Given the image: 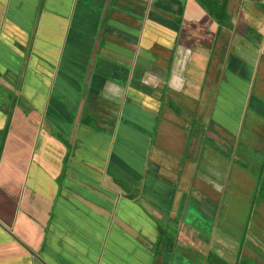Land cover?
Masks as SVG:
<instances>
[{"label": "crops", "instance_id": "1", "mask_svg": "<svg viewBox=\"0 0 264 264\" xmlns=\"http://www.w3.org/2000/svg\"><path fill=\"white\" fill-rule=\"evenodd\" d=\"M251 30L264 0H0V264H259L217 231Z\"/></svg>", "mask_w": 264, "mask_h": 264}, {"label": "rangeland", "instance_id": "2", "mask_svg": "<svg viewBox=\"0 0 264 264\" xmlns=\"http://www.w3.org/2000/svg\"><path fill=\"white\" fill-rule=\"evenodd\" d=\"M239 27H241V25ZM251 31L252 35L258 34L255 30ZM257 38L263 39L264 35L260 36L258 34ZM35 54L36 52H34V57ZM230 62V60H228V62L226 60L224 61V63H228L229 65ZM223 87L219 88V91L217 93V95H219L217 98L218 101L215 102V104L217 103V109L221 108L220 106L222 104V100L227 96V91L223 89ZM216 90L217 89H215V92L212 93L214 94V98ZM6 93L11 92L6 91ZM247 95L248 100L244 105L240 119L237 121L238 125L236 126L237 132L235 135V138L237 140L232 149H230L232 152L229 151V153H231L233 157V166L230 171L229 179L225 182V184L223 185L224 187L221 190L222 202L219 212L217 231H228L233 236H237L238 234H240V231H242L241 219H243L244 221L246 220V222L249 219L248 223L250 225L247 234L248 240L246 241V243H248L249 246L252 247V250H255V256H257V254L260 256V259L262 261L260 260L258 263L264 264V251L258 249L257 246L258 240H260V238H264V229L262 230L259 225L254 223L256 219L259 220L261 215L260 207L262 205V202L264 201V187L263 190L259 188L261 187L259 185L257 188H251L249 186L250 180L246 178V176L250 174L246 172V169H243V172L235 171V164H239L248 168L249 172L251 170L258 177L260 173L264 175V161L262 160L261 162V156H264V147L261 144L264 139V53L260 61H258L257 58V60H255L254 62L253 71L249 79ZM239 109L240 104L238 103L233 109L231 118L233 117L235 119L237 113L239 112ZM233 118L232 121L235 122ZM260 163H263V165ZM241 175L242 179L240 178ZM262 181L260 183L264 185V182ZM190 208L194 210V207ZM234 223L236 224V226H234ZM172 233H174L172 227L169 226L166 227L161 233L159 231V237L162 235V238L166 239V237H170L169 234ZM251 233L255 237L250 236V238L249 234ZM238 237L241 239V234L238 235ZM249 254L252 253L248 252L246 254H243V256H239L235 264H244L245 261L243 262V260L245 259L246 264H255V258L252 256L248 257ZM212 259L213 258H211V260Z\"/></svg>", "mask_w": 264, "mask_h": 264}, {"label": "trees", "instance_id": "3", "mask_svg": "<svg viewBox=\"0 0 264 264\" xmlns=\"http://www.w3.org/2000/svg\"><path fill=\"white\" fill-rule=\"evenodd\" d=\"M217 264H225V262L222 259L217 258Z\"/></svg>", "mask_w": 264, "mask_h": 264}]
</instances>
